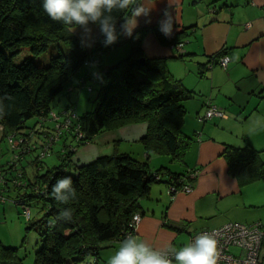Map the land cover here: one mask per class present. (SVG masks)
Masks as SVG:
<instances>
[{"label": "trees", "instance_id": "obj_1", "mask_svg": "<svg viewBox=\"0 0 264 264\" xmlns=\"http://www.w3.org/2000/svg\"><path fill=\"white\" fill-rule=\"evenodd\" d=\"M116 15L118 31L122 17ZM71 29L50 20L41 7V0H0L2 139L12 132L27 135L37 121L32 127L26 122L46 116L53 109L56 97L62 92L68 93V87L78 89L88 79L99 85L94 108L77 115L74 121V128L78 126L83 137L75 140V132L65 134L59 143L66 151L62 154L59 150L58 164L48 167L45 158L39 159L38 150H28L22 154L15 170L9 161L5 165L4 174L10 175H3L5 190L15 191L14 201L29 206L27 230L35 228L38 232L40 246L35 252L34 264H76L87 256L97 257L105 243L122 241L126 233H133L132 217L139 213V200L148 195L153 183L180 187L194 182L186 174H170L166 168L151 171L146 161H137L127 153L115 152L76 167L70 165L78 148L90 143L96 135L135 123L147 126L139 143L148 155H168L171 160L182 161L191 140L181 132L185 116L182 102L193 96L172 78L163 62L145 59L144 65L139 64L138 60L144 57L143 28L136 29L133 37L127 38L128 56L108 68L100 64L102 54L124 41L104 47L105 38L100 33L87 49ZM25 48L32 56L17 63ZM49 49L54 53L47 63L37 64L33 58ZM90 60L94 62L89 63ZM91 88L90 92L94 89ZM68 140L76 144V151L68 149ZM225 157L231 175L242 183L264 180V164L250 146L228 147ZM27 167H31V177ZM63 177H71L75 189V197L69 195L66 204L56 201L52 195L53 185ZM182 177L184 180L179 182ZM16 180L25 184L18 185ZM32 202L39 204L44 213L33 223ZM65 208L71 210V219L55 220ZM0 264H22L18 248L6 247L0 242Z\"/></svg>", "mask_w": 264, "mask_h": 264}, {"label": "crops", "instance_id": "obj_2", "mask_svg": "<svg viewBox=\"0 0 264 264\" xmlns=\"http://www.w3.org/2000/svg\"><path fill=\"white\" fill-rule=\"evenodd\" d=\"M145 6L152 11L148 18H138L135 28L144 29V58L163 62L172 78L193 94L182 102L185 116L181 132L191 139L183 160L148 155L139 143L147 126L135 123L94 137L104 145L112 143V153H99L94 146L101 142L93 146L91 141L78 148L70 165L76 167L118 152L146 161L151 171L166 168L170 174L184 175L197 169L190 193L177 192L171 198L168 185L156 182L139 200L141 220L135 237L161 251L169 245L179 250L192 234L228 222L264 225V180L242 183L231 175L225 157L228 147L250 146L264 164V0H146ZM165 10L173 21L170 38L157 29ZM88 28L90 34L79 27L71 29L87 49L100 34L99 27ZM121 40L124 42L117 46L125 47L127 38L120 36ZM178 43H182L181 52L174 47ZM129 51L127 48L123 58ZM223 55L230 58L225 69L216 62ZM100 61L105 68L110 67L103 58ZM207 101L220 107L223 117L200 121ZM57 147L58 157L62 143ZM119 246V240L105 243L97 257L87 256L76 264H108ZM230 252L240 256L235 248ZM260 258L264 260V240Z\"/></svg>", "mask_w": 264, "mask_h": 264}, {"label": "clouds", "instance_id": "obj_3", "mask_svg": "<svg viewBox=\"0 0 264 264\" xmlns=\"http://www.w3.org/2000/svg\"><path fill=\"white\" fill-rule=\"evenodd\" d=\"M145 4L146 0H41L43 11L52 21L73 29L82 28L88 34L91 32L89 23L97 25L105 38L104 47L115 44L120 36L133 37L138 18H148L152 11V7H146ZM116 14L122 17L119 18L122 20L119 32ZM157 29L165 38L172 36L173 21L167 10L157 22ZM52 195L62 204L68 202L69 195L75 197L71 177L58 179L52 187ZM71 215V210L65 208L58 213L55 220L67 221L71 219ZM133 219L138 222L140 217ZM108 264H217V242L212 236L201 234L194 242L179 250L169 245L167 250L161 251L142 239L128 236L120 241L118 250L109 258Z\"/></svg>", "mask_w": 264, "mask_h": 264}, {"label": "built area", "instance_id": "obj_4", "mask_svg": "<svg viewBox=\"0 0 264 264\" xmlns=\"http://www.w3.org/2000/svg\"><path fill=\"white\" fill-rule=\"evenodd\" d=\"M174 47L181 52L182 43L175 44ZM94 61L90 60L89 63ZM222 68H227L230 63V58L227 55H223L216 61ZM97 76V74H94ZM84 82L82 83V85ZM72 87L66 89L70 92ZM88 92L92 90L91 86L87 87ZM223 117V111L220 107L213 104L210 101L206 102L205 111L202 116L199 117L200 121L210 120L212 118ZM77 115L72 105L63 108L61 111L56 112L50 110L46 116L39 117L34 127L28 131L27 135L17 132L9 133L5 138L8 142L12 158L9 164L12 165V170L17 168L18 161L22 158L24 152L30 150H38L39 159L46 158L52 153L55 145H57L65 136L66 133L71 131L75 132V140H80L83 137V133L79 130L78 126L74 128V121H76ZM73 143V142H72ZM68 149L76 151V144L69 145ZM66 148H62L60 152L65 153ZM186 176L189 179H196L198 176V170H190ZM185 178V177H184ZM182 177L179 182L184 180ZM18 185H24L20 181L16 180ZM193 190V183L186 182L180 187L169 185L167 189L168 195L172 198L177 192L190 193ZM1 200L4 199L0 196ZM16 205H20L22 209V215L28 219L30 216V208L23 202L14 201ZM141 216L139 213L133 215V217ZM131 226L133 227V233H126L124 238L128 236H135V230L140 222L133 219ZM201 234H207L212 236L217 242V264H264V260L260 258V252L262 243L264 240V225L262 223H236L228 222L219 228L205 229L192 234L189 238L188 244L194 242L197 236ZM123 238V239H124ZM235 248L240 252L239 257H235L231 254V249ZM165 251V250H164ZM169 250V255H171Z\"/></svg>", "mask_w": 264, "mask_h": 264}, {"label": "rangeland", "instance_id": "obj_5", "mask_svg": "<svg viewBox=\"0 0 264 264\" xmlns=\"http://www.w3.org/2000/svg\"><path fill=\"white\" fill-rule=\"evenodd\" d=\"M127 48L129 45L126 44L125 47L123 46H115L110 48L108 51L102 54V58L105 62L106 66H112L115 64L119 59L123 58L125 54H127ZM125 49V50H123ZM54 53L53 49H49L44 54L34 57V61L37 64L45 65L49 59V56ZM32 55L30 54L29 50L25 48L19 57L16 59V62H20L24 57ZM101 64V62H100ZM99 71L98 68H95ZM93 87L92 92H88L87 87ZM99 85L95 83L93 80L88 79L86 80L85 84H83L80 88L77 89L75 94L68 95L65 92L60 93L52 106V110L59 112L66 106L72 104L75 114L78 116H82L84 113L91 111L95 106V98L97 94V90ZM37 121L36 118H32L26 122V124L32 127L35 122ZM103 133V132H102ZM101 134V133H100ZM99 135V134H98ZM100 138H94L92 140V145L96 142H101L94 146L95 149H99V153L101 152H111L112 153V143L108 145H104L102 141L99 140ZM68 144L71 145L68 140ZM58 145V144H57ZM57 145L52 150V153L44 159L46 166L53 167L54 165L59 163V159L55 153V150L59 147ZM127 147L126 149L130 150L128 147L130 145L125 144ZM80 146V148L84 147ZM63 146L61 147V149ZM60 149V150H61ZM62 153V152H61ZM64 154V153H63ZM160 157L153 156L152 158ZM12 158L11 148L6 141V138H1V128H0V193L2 192V196L4 197V201L0 199V242L6 247H16L18 248L19 256L22 258V264H34V257L35 252L39 249V236L37 230L28 229L29 223L26 221V218L22 215V209L20 205H16L14 202L16 193L15 191H7L5 190V185L3 181V175L8 177L9 174H4L5 172V165L10 159ZM72 173H74V169L69 167ZM27 174L28 176H32L31 167H27ZM31 222L38 220L40 217L43 216V211L40 210V205L32 202L31 204Z\"/></svg>", "mask_w": 264, "mask_h": 264}, {"label": "water", "instance_id": "obj_6", "mask_svg": "<svg viewBox=\"0 0 264 264\" xmlns=\"http://www.w3.org/2000/svg\"><path fill=\"white\" fill-rule=\"evenodd\" d=\"M139 64L144 65L145 64V58L142 57L138 60Z\"/></svg>", "mask_w": 264, "mask_h": 264}]
</instances>
